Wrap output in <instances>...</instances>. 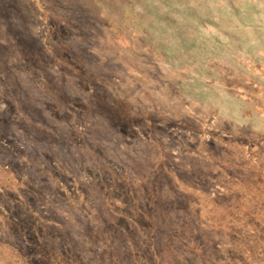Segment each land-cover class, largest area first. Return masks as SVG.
I'll list each match as a JSON object with an SVG mask.
<instances>
[{
  "label": "rangeland",
  "instance_id": "obj_1",
  "mask_svg": "<svg viewBox=\"0 0 264 264\" xmlns=\"http://www.w3.org/2000/svg\"><path fill=\"white\" fill-rule=\"evenodd\" d=\"M0 264H264V0H0Z\"/></svg>",
  "mask_w": 264,
  "mask_h": 264
}]
</instances>
